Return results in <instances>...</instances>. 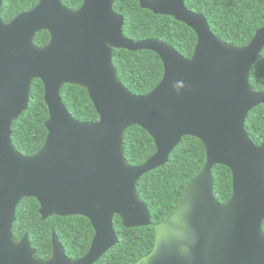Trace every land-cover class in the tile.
Returning <instances> with one entry per match:
<instances>
[{
	"label": "water",
	"instance_id": "water-1",
	"mask_svg": "<svg viewBox=\"0 0 264 264\" xmlns=\"http://www.w3.org/2000/svg\"><path fill=\"white\" fill-rule=\"evenodd\" d=\"M115 1L84 0L74 11L62 0H40L4 22L0 0V264H96L118 244L115 216L127 228L152 224L137 184L166 165L186 136L204 143L207 163L177 210L156 224L155 248L137 264H264V142L255 144L246 128L251 110L264 103V92L250 85L264 50V26L248 45L236 47L216 36L187 0H138L196 32L197 46L187 58L165 42L127 38ZM43 30L50 40L38 47L34 38ZM115 49L158 54L162 81L146 95L132 93L118 76ZM35 79L45 87L48 136L38 153L26 156L13 144L12 126L28 109ZM66 84L88 90L99 121L71 115L61 96ZM132 126L145 129L157 148L138 166L124 154ZM217 165L233 174V194L225 204L214 195ZM24 198L39 201L43 219L88 218L95 229L89 252L70 259L54 233L52 255L38 258L29 234L17 240L13 233Z\"/></svg>",
	"mask_w": 264,
	"mask_h": 264
},
{
	"label": "trees",
	"instance_id": "trees-1",
	"mask_svg": "<svg viewBox=\"0 0 264 264\" xmlns=\"http://www.w3.org/2000/svg\"><path fill=\"white\" fill-rule=\"evenodd\" d=\"M40 0H3L1 18L10 22L22 13L34 9ZM71 10L82 7L84 0H62ZM189 10L204 14L214 34L224 43L236 47L248 45L257 31L264 26V0H187ZM116 13L125 17L124 35L133 41L156 39L172 45L184 57L193 56L198 42L196 32L172 16L155 14L144 9L138 0H116ZM50 40L46 30L34 38L38 47ZM113 63L124 85L134 94L152 92L164 77V64L153 51L115 49ZM250 85L255 92H264V50L250 73ZM61 96L71 115L80 121L100 120L88 90L75 84H66ZM49 109L45 101V87L40 79L32 83L30 103L12 126L15 148L23 155L32 156L45 145ZM246 128L255 144L264 142V103L251 110ZM152 136L140 126H132L124 136V154L128 163L138 166L146 163L155 153ZM207 163V149L197 137L186 136L173 151L169 162L145 174L137 184L140 199L151 213L152 224L127 228L122 218L115 216L118 244L96 264H137L155 248V226L168 219L179 207L187 185L195 179ZM214 195L225 204L233 194V174L229 167L217 165L213 169ZM264 232V222H263ZM13 233L17 240L29 234L37 257L52 255V238L56 233L70 259L86 255L95 236L91 221L85 216H51L43 219L40 203L35 198H24L17 207Z\"/></svg>",
	"mask_w": 264,
	"mask_h": 264
}]
</instances>
